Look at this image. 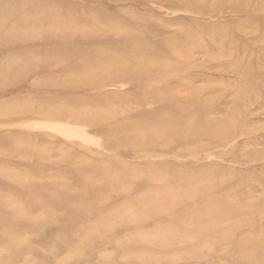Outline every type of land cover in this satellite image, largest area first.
<instances>
[{"label": "rangeland", "instance_id": "obj_1", "mask_svg": "<svg viewBox=\"0 0 264 264\" xmlns=\"http://www.w3.org/2000/svg\"><path fill=\"white\" fill-rule=\"evenodd\" d=\"M263 186L264 0H0V264H264Z\"/></svg>", "mask_w": 264, "mask_h": 264}, {"label": "bare ground", "instance_id": "obj_2", "mask_svg": "<svg viewBox=\"0 0 264 264\" xmlns=\"http://www.w3.org/2000/svg\"><path fill=\"white\" fill-rule=\"evenodd\" d=\"M136 63H137V62H136ZM261 185H263V184H261ZM261 185H260V186H261ZM263 187H264V186H263ZM263 187H262V189H263ZM257 191H258V190H257ZM250 201H251V200H250ZM246 203H247V202H246ZM250 203H251V202H250ZM248 204H249V203H248ZM40 215H41V214H40ZM37 217H38V214H37ZM39 217L41 218V216H39ZM42 221H43V220H42ZM92 231H93V230H92ZM90 232H91V231H90ZM30 237H31V235H30ZM36 237H37V236H36ZM26 241H27V240H26ZM26 241H25V242H26ZM177 257H178V256H177Z\"/></svg>", "mask_w": 264, "mask_h": 264}]
</instances>
